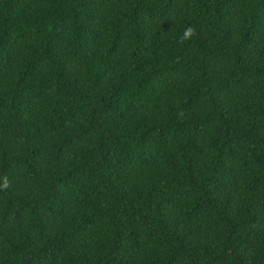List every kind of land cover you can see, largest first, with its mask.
I'll return each instance as SVG.
<instances>
[{"label": "trees", "instance_id": "trees-1", "mask_svg": "<svg viewBox=\"0 0 264 264\" xmlns=\"http://www.w3.org/2000/svg\"><path fill=\"white\" fill-rule=\"evenodd\" d=\"M0 264H264V0H0Z\"/></svg>", "mask_w": 264, "mask_h": 264}, {"label": "clouds", "instance_id": "clouds-1", "mask_svg": "<svg viewBox=\"0 0 264 264\" xmlns=\"http://www.w3.org/2000/svg\"><path fill=\"white\" fill-rule=\"evenodd\" d=\"M195 30L191 26H188L181 37V42H183L186 39H191V37L194 35ZM4 187H7V184L4 185Z\"/></svg>", "mask_w": 264, "mask_h": 264}]
</instances>
